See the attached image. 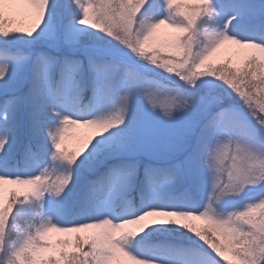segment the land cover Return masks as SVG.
Returning a JSON list of instances; mask_svg holds the SVG:
<instances>
[{
	"label": "snow or ice",
	"instance_id": "1",
	"mask_svg": "<svg viewBox=\"0 0 264 264\" xmlns=\"http://www.w3.org/2000/svg\"><path fill=\"white\" fill-rule=\"evenodd\" d=\"M222 262L264 264V0H0V264Z\"/></svg>",
	"mask_w": 264,
	"mask_h": 264
},
{
	"label": "trees",
	"instance_id": "2",
	"mask_svg": "<svg viewBox=\"0 0 264 264\" xmlns=\"http://www.w3.org/2000/svg\"><path fill=\"white\" fill-rule=\"evenodd\" d=\"M161 32H162V34H171L172 31L167 30V29L165 28V29H162ZM162 38H163V36H162Z\"/></svg>",
	"mask_w": 264,
	"mask_h": 264
},
{
	"label": "rangeland",
	"instance_id": "3",
	"mask_svg": "<svg viewBox=\"0 0 264 264\" xmlns=\"http://www.w3.org/2000/svg\"><path fill=\"white\" fill-rule=\"evenodd\" d=\"M167 29V28H166ZM167 30H170V31H172L171 29H167ZM222 264H223V262H222Z\"/></svg>",
	"mask_w": 264,
	"mask_h": 264
}]
</instances>
